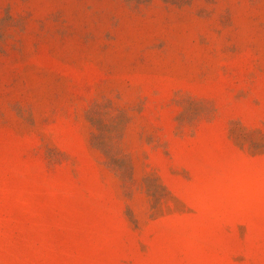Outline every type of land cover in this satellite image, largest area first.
I'll list each match as a JSON object with an SVG mask.
<instances>
[{
  "label": "rangeland",
  "instance_id": "1",
  "mask_svg": "<svg viewBox=\"0 0 264 264\" xmlns=\"http://www.w3.org/2000/svg\"><path fill=\"white\" fill-rule=\"evenodd\" d=\"M0 264H264V0H0Z\"/></svg>",
  "mask_w": 264,
  "mask_h": 264
}]
</instances>
